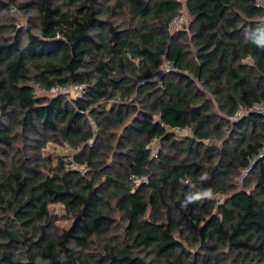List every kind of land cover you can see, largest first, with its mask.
I'll use <instances>...</instances> for the list:
<instances>
[{
  "label": "trees",
  "instance_id": "trees-1",
  "mask_svg": "<svg viewBox=\"0 0 264 264\" xmlns=\"http://www.w3.org/2000/svg\"><path fill=\"white\" fill-rule=\"evenodd\" d=\"M181 7L0 0V264H264V156L239 180L264 115H237L264 104V50L243 39L264 11L185 0L172 29ZM70 84L81 93H35ZM189 182L216 198L183 209Z\"/></svg>",
  "mask_w": 264,
  "mask_h": 264
},
{
  "label": "rangeland",
  "instance_id": "rangeland-1",
  "mask_svg": "<svg viewBox=\"0 0 264 264\" xmlns=\"http://www.w3.org/2000/svg\"><path fill=\"white\" fill-rule=\"evenodd\" d=\"M182 7L179 11V17H181V22L179 25L175 26L171 24L172 29H180L182 27H185V25H188L189 23V15L187 11L184 8L185 0H181ZM5 16H9V19L17 24V26L25 25V18L20 13H17L16 11L11 13H5ZM12 17V18H11ZM161 73L164 71V69L160 70ZM35 93L38 96H52L57 93H62L66 95L68 98L75 97L78 93V87L77 85H68L66 87L62 88H52L49 90L35 87ZM186 133V132H185ZM151 146L153 147V153H155L157 149V144L153 141L151 143ZM68 148L65 146H55L53 144H48L46 148L44 149L43 154L47 157H51L53 161H56V159L60 158L61 156L64 159H70V151L67 150ZM79 169H82V167L78 166ZM50 213H51V219L54 223L61 227H66L70 224L71 217L70 215L64 210L62 204L60 203H52L49 205Z\"/></svg>",
  "mask_w": 264,
  "mask_h": 264
},
{
  "label": "clouds",
  "instance_id": "clouds-1",
  "mask_svg": "<svg viewBox=\"0 0 264 264\" xmlns=\"http://www.w3.org/2000/svg\"><path fill=\"white\" fill-rule=\"evenodd\" d=\"M243 39L246 43L255 46L258 49L264 50V18H261L255 27H247L244 29ZM201 184L206 183L211 179L208 172H201L198 177ZM190 183V190L185 194L181 201V207L185 210L190 205L200 204L206 200H213L216 198L214 189L212 187H197L196 184Z\"/></svg>",
  "mask_w": 264,
  "mask_h": 264
},
{
  "label": "built area",
  "instance_id": "built-area-1",
  "mask_svg": "<svg viewBox=\"0 0 264 264\" xmlns=\"http://www.w3.org/2000/svg\"><path fill=\"white\" fill-rule=\"evenodd\" d=\"M256 4L259 5L263 9V11H264V0H256ZM180 22H181V17L178 16V17L172 19L171 24L177 26V25L180 24ZM167 70H169V68L168 67H165L164 71H167ZM160 73H161V71L158 72V75H160ZM77 87H78V93H81V86L78 85ZM251 111L259 112L260 114H263L264 115V104H262V105H255L252 108H249L248 107V108H245V109H241V110H239L237 112V115L240 116V115L246 114V113L251 112ZM263 156H264V142H263V145H262L260 151L257 153V155L253 159H251L250 162H249V164H248V166L245 167L241 171L239 180L243 178V176L248 172V170L255 163V161L257 159L262 158ZM140 180L141 181H145L146 179H145V177H141Z\"/></svg>",
  "mask_w": 264,
  "mask_h": 264
}]
</instances>
